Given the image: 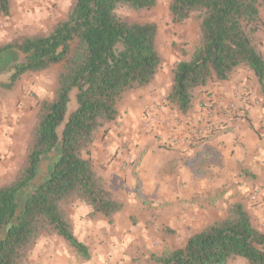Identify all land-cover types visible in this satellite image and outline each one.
I'll return each instance as SVG.
<instances>
[{"label":"trees","instance_id":"16d2710c","mask_svg":"<svg viewBox=\"0 0 264 264\" xmlns=\"http://www.w3.org/2000/svg\"><path fill=\"white\" fill-rule=\"evenodd\" d=\"M9 1L0 0L2 13L9 12ZM155 4L156 0H74L48 34L26 36L0 48V55L9 50L19 55L10 65L8 81L0 82L3 89H10L26 72L63 64L54 97L38 102L36 128L21 169L0 186V264H28V253L43 232L62 237L75 250L85 249L64 209L68 197L90 204L92 214L101 213L109 221L122 209L123 202L83 152L116 121L127 94L152 82L161 65L157 24L122 19L115 9L148 10ZM261 8L264 0H170L173 22L193 15L198 19L200 44L171 70L165 94L169 107L188 115L201 88L228 80L239 67L250 70L264 88V54L256 38L264 31ZM72 98L75 107L68 112ZM218 130L198 140L212 139ZM55 150L47 176L33 187L42 158ZM235 257L264 264V232L238 201L227 206L224 217L192 232L181 247L152 254L150 260L227 264Z\"/></svg>","mask_w":264,"mask_h":264},{"label":"rangeland","instance_id":"374dc122","mask_svg":"<svg viewBox=\"0 0 264 264\" xmlns=\"http://www.w3.org/2000/svg\"><path fill=\"white\" fill-rule=\"evenodd\" d=\"M169 3L170 0H156L155 6L148 10H134L127 6L115 9L122 19L157 24L156 42L162 58L153 81L127 94L129 99H136L134 96L139 90H145L143 99L150 103L142 102L141 108L146 114L143 124L133 128L131 134L125 133L119 145L116 164L123 180L112 182V186L125 207L119 215L112 216L111 221L100 213L108 221L105 226L110 227L114 223V227L117 224L120 236L131 238L133 245L125 248L127 252H121L128 253L138 264H153L150 260L152 254L160 255L181 247L192 232L224 217L227 206L236 201L244 205L253 225L264 232V198L251 201L249 197L250 191L257 186L262 185L264 193V173L255 171L258 169L261 173V163H264V156L260 158L256 154V142L262 138L256 128L258 125V128H263L259 117L253 115L256 120L253 125V118L240 113L236 101L226 103L225 97H219L212 102L213 88L221 82H209L201 88L192 111L186 116L166 104L165 94L171 85L172 68L178 61L189 59L200 44L199 21L195 15L175 23ZM73 4L74 0H10L9 12L0 11V48L26 36L48 34ZM261 17L264 19L262 8ZM263 37L264 31L256 33L264 54ZM18 60L19 55L14 50L0 55L1 83L8 81L10 65ZM62 68L63 64H57L42 71L26 72L10 89L0 88V186L12 181L21 169L36 128L38 102L54 97ZM250 72L239 67L229 78L245 75L246 81L236 84L234 93H239V97L252 96L255 105H263L264 88L252 80ZM124 100L119 104L116 121L102 129L93 143L96 144L100 135L110 128L116 132L128 128L127 117L118 122L123 115L120 106L124 105ZM214 106H217V111ZM74 107L72 98L68 112ZM215 113L219 116H213ZM181 120L185 121L182 123L183 127L186 125L185 133ZM234 120H237L235 124H231ZM216 129L219 133L212 139L198 140ZM243 130H248L245 136ZM58 131H61V126ZM114 136L118 137L120 133ZM238 137L247 138L239 141ZM142 141L144 145L139 147ZM93 143L88 151L83 152L84 157L93 154ZM56 155L57 150L42 158L33 187L47 176ZM96 160L97 163L100 161ZM76 200L79 199L75 196L65 200L67 217L72 215ZM57 239L54 240L59 248L67 247L78 256L90 253L93 264L102 258V251L92 239L88 240L83 250H75L67 242ZM62 249H57L58 253H55L62 254ZM27 262L54 264L52 233L43 232L40 235L28 253ZM227 264L248 263L235 257Z\"/></svg>","mask_w":264,"mask_h":264},{"label":"crops","instance_id":"0c3cea01","mask_svg":"<svg viewBox=\"0 0 264 264\" xmlns=\"http://www.w3.org/2000/svg\"><path fill=\"white\" fill-rule=\"evenodd\" d=\"M263 40H264V37H263ZM263 49H264V42H263ZM250 75L252 77V80L255 81L256 77L254 76V74L250 72ZM242 81L243 82L246 81L245 75L244 76L235 75L231 79L226 80L225 82L223 81L215 85L213 88L214 93H212L211 95L212 102H214L217 99H220L219 97H223V98L225 97L224 99L226 100V103L236 101L237 107L240 108L239 109L240 113L242 114L244 113L243 114L244 116L246 115L250 118H253L251 122L253 123V125H255V122H256L253 115H256L257 117H259L258 121H261L260 124L263 128L262 129L258 128L259 125L257 126V128L255 127L258 130L260 136L262 137L260 140L256 142V146L258 150L256 154H257V157L262 158L264 156V155H261V154H264V104L261 105L260 103V105H255L253 103L252 96L241 95L239 97V93H236V94L234 93L236 84L241 83ZM128 95L125 97L124 105L120 106V108L122 109V114H123L122 118L120 117L118 119V122H119V120L127 117L129 119V122L127 124L128 128H124L123 131L119 130L118 132H116L113 128H110L107 132L105 131L104 133H102L98 139V142L96 144L93 143L94 151H93V154L89 156V158L95 162L96 170L97 169L98 171L101 170L100 172L97 171L99 175L103 177L105 182L110 183L108 187L115 194H116V190L113 188L112 182L113 183L121 182L123 180V176L118 172L117 164H116L117 159L119 157V150H120L119 145L122 143V140H123L122 136L128 132L131 134L133 132L132 130L133 128H135L138 125L143 124L146 114L143 113L144 110H142L141 105H142V102H147V103L149 102L143 99V97L146 96L145 90H139L138 94L134 96L136 99H131L133 97H130L129 99ZM261 101H264V96L263 98H261ZM215 107L217 106H214L215 111H217ZM213 116L217 117L219 116V114L215 113ZM236 121L237 120L232 121L231 124L232 123L235 124ZM184 122H185L184 120H181V124ZM121 126H124V125H121ZM184 126L186 127V125ZM185 127H183V124H182L181 126L182 130ZM247 131L248 130H243L244 136ZM185 132H186V129L183 130V133ZM117 133H120V136L118 137L114 136ZM245 138L247 137H244L242 139L238 137L237 140L244 141ZM141 145H144V141H142L139 144V147ZM107 157H109L110 160ZM97 158L100 159L98 163L96 160ZM261 164L263 167L261 173L258 172V169L255 170L256 173L258 174L264 173V163H261ZM126 181H128V178H126ZM262 197L264 198V193H262V196L260 197V199H262ZM123 207H125L124 203H123ZM263 207L264 206H262V208ZM122 209L114 215H119ZM91 211H92V208L90 204L82 200H76L73 203L72 215L68 216V218L73 226V234L78 239V241L86 245L88 243V240L92 239L93 242H95V244H98L100 251H102V258L101 260H99L97 264H138V261L134 260L133 258H130L131 256L128 253L121 252L122 250H125V248L128 245L129 246L133 245L131 243L132 241L130 240L131 238H129L128 235L127 236L124 235L123 237L120 236V231L116 230L118 228L116 227L117 224L114 227H113L114 223L110 225V227L105 226V223L107 220L104 218V216H102L100 213L92 214ZM81 224L83 225V227L81 226ZM57 238L65 241L62 237L56 234H52V263L54 264H93L90 261L92 257L90 253H87L85 256L84 255L78 256L76 252H73L67 247L64 249L57 247V242L56 240H54ZM57 249L58 250L62 249L63 250L62 254L57 255L58 253ZM125 251L127 252V249Z\"/></svg>","mask_w":264,"mask_h":264},{"label":"built area","instance_id":"2783aa9c","mask_svg":"<svg viewBox=\"0 0 264 264\" xmlns=\"http://www.w3.org/2000/svg\"><path fill=\"white\" fill-rule=\"evenodd\" d=\"M261 196H262V185L253 188L249 193V197L251 201H258L260 200Z\"/></svg>","mask_w":264,"mask_h":264}]
</instances>
